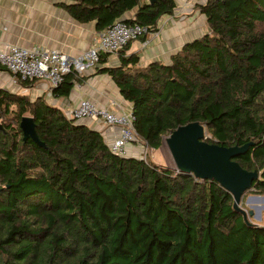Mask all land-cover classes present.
I'll return each mask as SVG.
<instances>
[{
    "label": "trees",
    "instance_id": "obj_1",
    "mask_svg": "<svg viewBox=\"0 0 264 264\" xmlns=\"http://www.w3.org/2000/svg\"><path fill=\"white\" fill-rule=\"evenodd\" d=\"M175 6L66 4L76 20H94L98 30L122 19L148 31ZM194 7L207 30L169 61L140 65L137 53L125 54L129 41L117 64L97 70L131 102L136 134L153 149L190 121L205 125L208 142L252 141L234 159L258 170L244 192L264 193V0H202ZM78 80L69 70L52 94L68 95ZM23 115L33 116L44 145L23 139ZM0 264H264V224L247 220L214 178L114 153L86 120L68 117L42 95L0 87Z\"/></svg>",
    "mask_w": 264,
    "mask_h": 264
},
{
    "label": "crops",
    "instance_id": "obj_2",
    "mask_svg": "<svg viewBox=\"0 0 264 264\" xmlns=\"http://www.w3.org/2000/svg\"><path fill=\"white\" fill-rule=\"evenodd\" d=\"M72 0H0V41L15 42L25 46L54 47L70 57L79 56L98 40L99 31L95 21L76 20L66 8ZM171 14L161 17L155 29L144 37L129 42L125 54L135 52L139 64L150 61L167 62L170 56L186 41L207 30L206 18L194 7L195 2L175 0ZM202 17L205 18L203 23ZM119 52H109L103 62L84 66L79 72L80 80L75 81L68 95L54 96L49 84L43 79L21 83L13 81L12 74L0 65V87L14 90L22 86L34 97L42 95L48 102L59 106L65 114L82 97H89L110 109L131 110V102L125 99L113 78L107 72H99V66L117 64ZM89 124L101 130L109 140L116 133L100 121ZM135 154L138 145H128Z\"/></svg>",
    "mask_w": 264,
    "mask_h": 264
},
{
    "label": "built area",
    "instance_id": "obj_3",
    "mask_svg": "<svg viewBox=\"0 0 264 264\" xmlns=\"http://www.w3.org/2000/svg\"><path fill=\"white\" fill-rule=\"evenodd\" d=\"M147 32L146 25L115 19L99 31L97 42L77 57H70L54 47L0 41V65L12 74L13 81L43 79L52 88L61 82L63 74L69 70L75 69L79 73L85 65L96 64L101 52H117L129 41ZM66 115L76 120L100 121L114 130L116 128V133L108 140V146L119 155L132 154L128 145L136 139L140 140L134 129L131 110L110 109L89 97H82ZM175 171L178 172L177 169Z\"/></svg>",
    "mask_w": 264,
    "mask_h": 264
},
{
    "label": "water",
    "instance_id": "obj_4",
    "mask_svg": "<svg viewBox=\"0 0 264 264\" xmlns=\"http://www.w3.org/2000/svg\"><path fill=\"white\" fill-rule=\"evenodd\" d=\"M154 2L155 0H148ZM23 139L31 138L39 145V138L33 116L23 115L20 119ZM205 125L190 121L178 125L165 141L171 151L178 172H188L199 178H214L233 196V206L237 209L244 190L258 177L257 169H247L234 159L247 150L252 141L241 145H224L204 139ZM245 217V216H244Z\"/></svg>",
    "mask_w": 264,
    "mask_h": 264
},
{
    "label": "rangeland",
    "instance_id": "obj_5",
    "mask_svg": "<svg viewBox=\"0 0 264 264\" xmlns=\"http://www.w3.org/2000/svg\"><path fill=\"white\" fill-rule=\"evenodd\" d=\"M202 20L205 23V18L202 17ZM13 88L16 92L25 93L30 98H34L30 92L26 93L22 86L17 85L16 87L13 86ZM204 137L211 138L213 136L205 129ZM133 143L138 145V149L134 152L136 155L147 156L160 165L176 169L175 161L165 139H163L160 147L156 149L145 145L144 142L138 139ZM238 207L247 220L257 224H264V193H258L251 188L246 190L242 194Z\"/></svg>",
    "mask_w": 264,
    "mask_h": 264
}]
</instances>
